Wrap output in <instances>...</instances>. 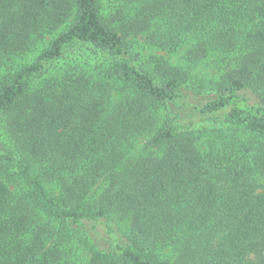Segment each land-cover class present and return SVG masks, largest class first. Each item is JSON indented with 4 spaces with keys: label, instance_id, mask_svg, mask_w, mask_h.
<instances>
[{
    "label": "trees",
    "instance_id": "trees-1",
    "mask_svg": "<svg viewBox=\"0 0 264 264\" xmlns=\"http://www.w3.org/2000/svg\"><path fill=\"white\" fill-rule=\"evenodd\" d=\"M103 5L0 0V264H264V0ZM75 44L110 58L49 67Z\"/></svg>",
    "mask_w": 264,
    "mask_h": 264
},
{
    "label": "rangeland",
    "instance_id": "rangeland-1",
    "mask_svg": "<svg viewBox=\"0 0 264 264\" xmlns=\"http://www.w3.org/2000/svg\"><path fill=\"white\" fill-rule=\"evenodd\" d=\"M122 0H104V9L105 12L110 13L117 10L119 4H121ZM149 33H143L133 39V44L135 46L136 50H139L143 57H146L148 55H162L165 57H169L171 61L179 66H182L184 64L185 55L184 50H181L179 52H169L167 50H163L162 48H159L156 46V43L151 42V38L148 35ZM108 54L105 52H100L98 49L87 45V44H75L66 50V54L63 58L52 62L49 67H60L61 64H66V62H77L80 60H87V62L93 64L97 63V61L102 62L103 60H107ZM220 62H219V61ZM137 62V61H136ZM135 62V63H136ZM137 64V63H136ZM227 68V65L224 64L221 61L220 56H211L209 58H206L202 61H200L198 64L192 65L189 67L191 70L192 76L190 77L188 83L186 86L183 87L182 94L184 96H188L189 100L191 102H197L198 99L205 100L207 98L212 97L216 90L214 91V88H212L211 81H217L221 77V75L225 72V69ZM188 103V102H187ZM176 110L182 111L183 109H188L185 107V103L183 101H180L176 103V105L173 106ZM225 123H220V120L218 122L209 120L207 122H202L200 124H193L191 126H188L187 124H184V128L189 127H207V128H213V127H225ZM140 146L142 145V141H140Z\"/></svg>",
    "mask_w": 264,
    "mask_h": 264
}]
</instances>
